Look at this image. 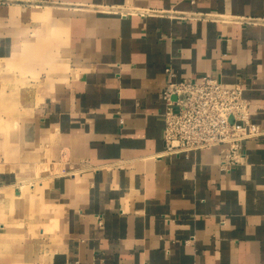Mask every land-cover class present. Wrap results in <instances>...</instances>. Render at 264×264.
<instances>
[{
	"label": "crops",
	"instance_id": "crops-1",
	"mask_svg": "<svg viewBox=\"0 0 264 264\" xmlns=\"http://www.w3.org/2000/svg\"><path fill=\"white\" fill-rule=\"evenodd\" d=\"M208 75L263 132L227 171L165 151ZM0 264H264V0H0Z\"/></svg>",
	"mask_w": 264,
	"mask_h": 264
},
{
	"label": "built area",
	"instance_id": "built-area-1",
	"mask_svg": "<svg viewBox=\"0 0 264 264\" xmlns=\"http://www.w3.org/2000/svg\"><path fill=\"white\" fill-rule=\"evenodd\" d=\"M167 73L174 76L170 68ZM165 101V151L185 154L226 147L221 168L225 171L242 165L246 140L263 132L251 121L250 101L243 97L240 84L223 85L216 76H205L200 82H174L162 91Z\"/></svg>",
	"mask_w": 264,
	"mask_h": 264
}]
</instances>
